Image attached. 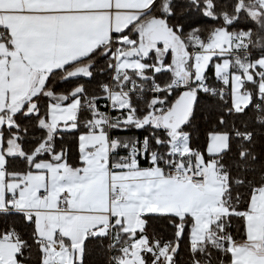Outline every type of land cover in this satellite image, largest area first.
<instances>
[{"label": "snow or ice", "instance_id": "1", "mask_svg": "<svg viewBox=\"0 0 264 264\" xmlns=\"http://www.w3.org/2000/svg\"><path fill=\"white\" fill-rule=\"evenodd\" d=\"M0 264H264V0H0Z\"/></svg>", "mask_w": 264, "mask_h": 264}, {"label": "trees", "instance_id": "2", "mask_svg": "<svg viewBox=\"0 0 264 264\" xmlns=\"http://www.w3.org/2000/svg\"><path fill=\"white\" fill-rule=\"evenodd\" d=\"M202 25L203 26H207V27H211L212 26V22L208 18H202ZM209 75H210V79H213L212 76H211V73ZM94 86H95V82H92L90 87H94ZM66 87H70V85H66ZM248 115H249V117H251L253 115V112L251 110H249ZM116 134L117 135H123V136H133V135H135V136H143V135H146L147 133L143 132L141 130L132 129V130H129L127 132H117ZM194 135H200V133H194ZM71 140H72V136L66 137V142H70ZM181 256L184 259L187 258L186 256H184L183 252L181 253Z\"/></svg>", "mask_w": 264, "mask_h": 264}]
</instances>
